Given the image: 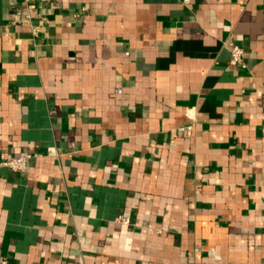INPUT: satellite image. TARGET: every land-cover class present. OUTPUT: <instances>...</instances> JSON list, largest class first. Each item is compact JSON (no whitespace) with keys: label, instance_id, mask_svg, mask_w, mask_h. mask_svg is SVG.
I'll return each instance as SVG.
<instances>
[{"label":"crops","instance_id":"1","mask_svg":"<svg viewBox=\"0 0 264 264\" xmlns=\"http://www.w3.org/2000/svg\"><path fill=\"white\" fill-rule=\"evenodd\" d=\"M0 264H264V0H0Z\"/></svg>","mask_w":264,"mask_h":264},{"label":"built area","instance_id":"2","mask_svg":"<svg viewBox=\"0 0 264 264\" xmlns=\"http://www.w3.org/2000/svg\"><path fill=\"white\" fill-rule=\"evenodd\" d=\"M42 3H55V2H60L61 0H39ZM83 10H86L85 8ZM229 53H230V59L233 62L241 63L243 59V50L238 47V46H231L229 48ZM31 157L30 154H23L19 156H11L3 161H1V164L3 166H6L10 168L11 170L15 171H24L26 168V164L28 159ZM118 221L122 223H128L127 218L123 216L118 217Z\"/></svg>","mask_w":264,"mask_h":264}]
</instances>
